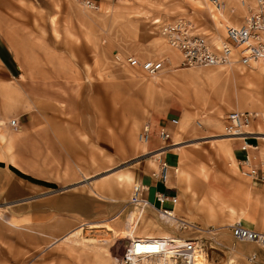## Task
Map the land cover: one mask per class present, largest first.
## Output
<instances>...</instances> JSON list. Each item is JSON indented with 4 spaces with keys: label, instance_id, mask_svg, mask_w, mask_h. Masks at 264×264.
Returning <instances> with one entry per match:
<instances>
[{
    "label": "rangeland",
    "instance_id": "374dc122",
    "mask_svg": "<svg viewBox=\"0 0 264 264\" xmlns=\"http://www.w3.org/2000/svg\"><path fill=\"white\" fill-rule=\"evenodd\" d=\"M87 1L0 0V15L6 20L8 30L15 27L22 41L32 39L34 47L26 46L22 48V52L31 55L34 67L39 70L35 74L44 75L51 81L42 84L47 92L57 97H67L70 99L68 101L74 104L80 102V105L89 108L91 115H96L97 105L103 104L105 116L113 119L124 118L128 123L132 114L148 117L152 115L159 118L168 106L171 108L167 113L177 116L178 123L181 122L183 113L187 114V128H184L177 137L185 140L186 145L181 147L188 148L191 152V159L187 161L184 168L193 173L194 193L189 194L188 191L183 193L180 189L184 195L180 196L179 200L183 202L190 200L189 202L195 203L193 206H196L197 210L199 192L206 184L204 180L208 174L230 171L228 167L234 166L230 163L227 153L224 150H218V143L223 139L211 140L217 138L214 135L223 133L213 125L216 121L222 122L224 114L231 108L241 107L260 111L263 114L264 79L261 77L262 79L251 85L250 89L254 91L256 98L249 99L237 93L236 89L244 88L243 82L232 76L226 78L228 83L226 81L222 84L221 81L212 83L203 75L204 82L201 86L204 91L202 93L197 83L187 73L190 69H198L202 73V69L209 66L185 67L175 64L176 66L172 67L168 61H165L164 64L167 66L159 73L172 74L174 78L159 80V76L152 77L146 73L143 78L134 77L131 75V68L134 67L126 62L117 63L118 61L113 59L116 51L132 50L137 52V56L141 54L143 57H154L158 54L174 56L178 51L170 47L163 37L156 40V35L161 33L159 26L154 22L157 18L155 16L169 18L173 15L185 14L191 16L203 29H215L213 20L208 15L207 6L195 0H93L97 6H90L86 3ZM157 43L161 47L158 50ZM250 67L251 65H245V68ZM228 68L230 67L225 68V75L230 71ZM223 78L221 77L220 80ZM208 120H211L213 125ZM263 122L261 117H257L253 127L264 130ZM211 133L216 134L203 137L204 134ZM133 135L135 134L127 129V137L131 138ZM257 139L264 144V138L257 137ZM162 140L158 134H154L151 144H157ZM150 154V152H144L124 160L116 159L111 153L108 157L103 154L105 159L103 163L100 160L101 156L93 159V170L89 166L85 167L77 182L69 186H74L76 191L80 190L99 198L105 206L112 205V210L94 213L88 217H82L79 221H69L67 215L58 216L45 212L46 198H41L37 190H34L29 197L13 199L1 197L0 264H97L93 260L80 258V255L85 257L83 246L85 241L89 242L92 250L108 251L110 248L113 255L109 256L108 261L109 264H115V256L121 254L123 244L128 238L118 239L119 235H111L102 224H91L93 222H87L88 225L83 230L81 242L83 245L75 244L77 239L75 235H72L69 240L64 239L63 235L69 233L82 220L95 221L111 218L121 209H123L122 214L113 220L122 225L125 224L129 195L134 181L120 187L116 186L110 192L106 189L107 195H111L110 198L93 193L91 186L103 182L110 185L109 180L117 173L125 169L133 170L137 166L136 162L143 160L141 157L145 160V157H149ZM169 158V160L172 159L171 154ZM10 168L14 170L15 177L27 183L31 181L34 186L56 191L69 187L66 186L68 184H59L26 173L14 165ZM210 168H214L215 171ZM97 171L98 173L91 176V172ZM88 174H90V181H85L83 178ZM104 174L109 175L101 177ZM16 187L21 188L22 184L19 183ZM147 195L158 204L154 187L147 191ZM104 209L106 210L105 207ZM145 212V215H151L152 218L151 220L144 218L140 222V227L151 221L157 227L163 226L172 231V226L161 219L155 209H148ZM15 217L19 223L13 225L10 221ZM193 220L205 225L200 218ZM54 222L62 225L59 231L52 227ZM245 223H247L246 220ZM223 229L226 230V235L223 238L220 236L223 242L227 239L238 249L247 248L246 243H241V240L232 237L228 225H224ZM223 229L213 231L214 236ZM30 233L37 236H31ZM70 253L76 255L78 260Z\"/></svg>",
    "mask_w": 264,
    "mask_h": 264
},
{
    "label": "crops",
    "instance_id": "0c3cea01",
    "mask_svg": "<svg viewBox=\"0 0 264 264\" xmlns=\"http://www.w3.org/2000/svg\"><path fill=\"white\" fill-rule=\"evenodd\" d=\"M195 1L207 6L208 15L212 18L215 29L205 28L204 30L210 33L213 40L221 39L224 33V26L226 24L238 23L240 19L239 15H242L244 11V7L241 4H237L236 13L233 12L234 14H231L227 9H224L222 12H217L213 4L207 0ZM1 16L2 15H0V198L13 199L15 197H29L34 190H37L40 192L41 198H46L45 212H51L58 216L67 215L66 217H68L69 221H79L82 217H88V215L94 213H103L110 209L112 210V205L111 207L109 205L105 206L99 198L93 197L89 195V193H84L80 190L76 191L74 190V186H69V184L77 182L81 176L80 174L84 172L83 169L85 167L89 166V168L93 170V159H98L101 156L100 160L103 163L105 162L103 154L108 157L111 153L116 159L124 160L127 157L141 155V153L144 152L158 151L162 147L157 146L172 141L168 144L172 146L167 149L163 148L158 156L153 158L147 156L145 160L141 157L143 160H141V162H136L137 166H135L133 170L125 169L117 173L115 177L109 180L110 185H107L105 182L94 184L91 186V191L101 197L110 198L111 195H107L106 189H109L110 192L113 191L116 186L120 187L123 184L134 181L132 186L133 190L137 181L144 182L148 186L144 190V195L146 196H148L147 191L152 187H154V195L155 191L159 189L166 190L172 195H177V203H174L172 206V202L167 201L165 205L172 206L173 211L184 215L189 220L200 218L205 225L212 224L213 226L220 227L219 229H223L224 225L239 221L243 225L258 229L260 232L264 233V180H261L259 177L251 178L242 174L241 169L246 168L247 165L241 163L239 158L244 155L245 150L240 148L238 139H234L236 137L228 139L218 137L217 135L223 134H216L218 132L203 135L204 137L216 134L214 136L217 138H212V141L223 139L218 143V150H224L231 160L230 163H233L234 166L228 167L230 171L208 174L206 180H204L206 184L199 192L198 209L196 210V206H193L195 203L189 202L190 200L184 202L179 200V197H182L185 191H188L189 194L194 193L193 173L184 168L187 161L191 159V152L188 148L181 147L182 145H186V143H184L185 140L177 137L182 133L184 128H187V114L183 113L181 122L178 123V120V122L174 124L171 118L175 115L172 114L171 116V114L167 113L168 109L171 108L168 106L166 107L165 113H162L159 118L152 117V115L148 117L132 114V118H130V122L128 123L124 118L113 119L105 116V106L103 104L97 105L96 115H91L89 108L84 107L82 104L80 105V102L74 104L72 101H68L70 99L67 97H57L47 92V90H44L42 87V84H47L51 81L44 75H36L39 70L34 67L31 55L22 52V48L26 46L29 48L34 47L32 39H23L22 41L15 27L8 30L9 27L5 24L6 20ZM161 37V35H156V40ZM156 48L158 50L161 47L158 44ZM118 51L123 52L124 50ZM177 51L178 53L174 56L158 54L154 57H143L141 54L138 55L143 59L161 57L164 58L166 62L168 61L170 66L172 65V67H174L176 66L175 64H179L180 52L179 50ZM128 52L137 55L135 51L129 50ZM113 59H115L114 55ZM232 62V65L228 68L230 71L227 75H225V70L221 69V67L203 68L202 73H200L198 69H190L187 74L197 83L202 93L204 91L201 86V83L203 84L204 82L202 79L203 75L208 80L212 81V83L221 81L220 83L222 84L226 81V83H228L226 78L232 76V78L240 79L243 82V87L245 89H236L239 95L249 99L252 97L256 98V94L254 95V91L250 88L257 80L264 79L263 64L253 60L243 63L240 61L238 55L233 57ZM245 65H251V67L245 68ZM165 66L161 69V72ZM247 69L248 71H246ZM145 73L148 75L141 67L131 68V75H134V77L140 76L139 78H143ZM171 75L172 74L158 73L156 77L159 76V80H163V78L171 79L173 77V75ZM221 77L224 78L220 80ZM236 108L242 109L241 107ZM257 112V116L252 119L251 124L247 128L251 132L254 131L257 137L264 138V130L255 129V127H253L257 117H261L262 120H264V113L262 114L260 111ZM12 117H16L18 122L17 127L10 122ZM147 120L151 122L153 136L154 134H158L159 136L160 127L165 125L172 133V137L164 139L162 142L154 145L151 144V139L147 141V143H140L141 140H139L140 142L138 141V135L142 124ZM208 122L213 125L211 120H208ZM213 126L219 128L221 132L223 131V121H216ZM125 128L126 130H124ZM127 129L135 135L128 138ZM250 141H257L259 143L257 148L249 150L254 155L252 163L257 165L259 164V159H264V144L254 136L250 138ZM169 154L172 155L171 160H169ZM160 158L166 159L168 163H170L166 180H162L153 175V171L160 166V161L158 160ZM12 165L36 177L59 184H68L66 186L69 187L64 190L61 189V191H56L34 186L31 181L27 183L23 179L21 180L15 177L14 170L10 168ZM174 166H176V169H179V173H176L173 168ZM210 169L215 171L214 168ZM95 173H98V171L91 172L90 174L92 176ZM90 174L86 175L83 179L85 181H90ZM108 175L109 174H104L101 177H106ZM194 177L196 178V176ZM198 177L201 176L198 175ZM113 180L115 182L114 185ZM19 183L22 184L21 188L16 187ZM141 209L142 207L140 205L129 203L126 210V221L123 225L113 220V218L122 214L121 212H123V209H121L117 214L111 216V218H103L95 221L82 220L74 229L70 230V232L84 226L87 222H98L97 225L102 224L104 228L108 229L111 235L117 234L120 238H125L123 233L128 237L134 234L154 235L171 233V231L163 228V226H155L151 221L145 223L143 227H140V222L143 221L144 218L147 220H151L152 218L151 215H145V211L148 209L153 210L154 208L146 207L144 210ZM245 220L247 223H245ZM10 222L14 225L18 222V219L15 217ZM52 227H55L57 231H59L62 225L58 222H54ZM214 233L215 232L206 234L198 232L196 235L197 238L204 235L207 239L218 240L221 244L232 248V252L238 257L236 264H251L248 262L251 252L255 253V259H250L253 264H264V245L255 241L240 239L241 241H239L241 243H246L245 247L247 248L238 249L236 246L232 245V243L228 242L227 239L225 242L220 239V236L223 238L226 235L225 229L220 230L216 236H214ZM67 234L63 235V237ZM29 235L34 237L37 236V234L34 233H30ZM88 243L87 241L83 243L85 257L80 255V258L93 260L97 264H109L108 258L113 255L111 249L109 248L108 252L105 250H92L93 248H90ZM70 255L78 260L76 255L71 253Z\"/></svg>",
    "mask_w": 264,
    "mask_h": 264
},
{
    "label": "built area",
    "instance_id": "2783aa9c",
    "mask_svg": "<svg viewBox=\"0 0 264 264\" xmlns=\"http://www.w3.org/2000/svg\"><path fill=\"white\" fill-rule=\"evenodd\" d=\"M215 7L227 9L231 14L236 13L237 4L244 7L239 22L226 24L220 44L216 45L210 33L205 31L197 22L187 15L177 14L169 18L158 16L154 22L167 39L169 45L180 52L179 64L182 66L202 67L204 65H216L230 61L234 50L238 53L243 63L254 60L264 62V0H208ZM91 6H97L93 0H88ZM233 13V14H234ZM114 57L117 63L126 62L133 67H141L149 74H155L164 67V58L142 59L140 56L128 51H116ZM258 112L248 109H228L223 116V133L239 139L240 148L245 150L239 158L246 164L242 168V174L251 178L264 180V159H259V164H253L254 155L249 151L259 146L257 141H250L256 133L249 131L248 127ZM179 118L172 116L171 121L176 124ZM15 127L18 126L16 117L10 121ZM200 123V122H198ZM159 136L164 139L172 137V133L165 125L159 129ZM153 136L152 125L149 120L142 124L140 139L149 141ZM172 142V141H171ZM160 144L157 147L170 148L169 143ZM160 166L153 171V175L166 180L170 163L160 158ZM176 171V166L173 167ZM144 182H136L130 193L129 202L140 205L142 208L152 205L159 213L161 219L172 226L169 234H144L128 237L123 244V250L116 256L115 264H147L145 259H158V264H199L195 259L197 249V233H211L215 226L203 225L195 220H189L184 215L173 211L172 206L178 200L177 195H172L166 190L155 191V201L144 195L147 188ZM171 201L172 206H166ZM231 235L236 240H253L264 245V233L258 229L243 225L239 221L227 224ZM249 258L255 259V253L251 252Z\"/></svg>",
    "mask_w": 264,
    "mask_h": 264
},
{
    "label": "bare ground",
    "instance_id": "6f19581e",
    "mask_svg": "<svg viewBox=\"0 0 264 264\" xmlns=\"http://www.w3.org/2000/svg\"><path fill=\"white\" fill-rule=\"evenodd\" d=\"M208 1V0H207ZM91 6V5H90ZM214 6V5H213ZM215 7V6H214ZM215 9L217 10V12H222L224 9H220L218 7H215ZM160 31V30H159ZM161 33V31H160ZM163 39L167 42V44L169 45L167 39L165 38V36L163 35V33H161ZM215 41V44L218 45L220 44V39L219 40H214ZM170 47H172L171 45H169ZM174 48V47H173ZM175 50H178L176 48H174ZM235 55H238V53H236V51L234 50L233 54H231V58H230V61L227 62V63H218L216 65H204V66H209L208 68L210 67H221V69L225 70V68L228 66L230 67L232 65V61H233V57ZM253 61L255 62H260L263 64L264 66V62H262L261 60H254L252 59ZM164 63H165V60H164ZM165 66V64H164ZM139 67V66H138ZM189 67H194V66H189ZM145 71V70H144ZM161 71V70H159ZM158 72H155V74H149L150 76H156ZM249 127V126H248ZM247 128V127H246ZM218 137H222V138H231L233 136H228L226 134H219L217 135ZM140 138V137H139ZM141 142L143 143H147L146 140H143V139H140ZM174 144V143H172ZM170 147L172 145H169ZM163 148H161L160 150L158 151H150V157L149 158H153V157H156L158 156V154H160L159 152H161ZM149 153V152H148ZM147 156V155H146ZM160 160V159H158ZM176 173H179V169H176ZM110 174V173H109ZM178 200L175 202L177 203ZM130 204H133L132 202H129ZM146 207H151L153 208L152 205H149V206H145L143 207L141 210H144V208ZM102 222H105V221H102ZM101 222V223H102ZM98 222H94V223H91V224H94V225H97ZM107 223V222H106ZM88 225L87 223L84 225V226H81L79 227L78 229L70 232L69 234H67L65 237H63L64 239L66 240H69L70 237L72 235H75L77 237V239H75V244L77 245H80L81 244V241H82V235H83V230L85 229V226ZM216 229H219L220 227H216ZM215 229V230H216ZM213 232V231H212ZM211 232V233H212ZM207 234V233H206ZM114 235V234H112ZM124 237L123 239H126L128 236L126 234H124ZM135 235V234H134ZM132 235V236H134ZM122 238V237H121ZM119 236H118V239H121ZM196 243H197V249H196V253H195V259L197 260V262L199 264H236L237 263V259L238 257L232 252V248L230 247H227L226 245H223L221 244L218 240H214V239H207L204 237V235H201L199 238H197L196 240ZM249 241H253V240H249ZM257 242V241H255ZM83 245V244H81ZM107 251V250H106ZM108 252V251H107ZM116 258V256H115ZM155 261H153L152 259H145L144 262L147 263V264H158L159 260L158 259H154ZM249 263L253 264V262L249 259L248 260Z\"/></svg>",
    "mask_w": 264,
    "mask_h": 264
}]
</instances>
